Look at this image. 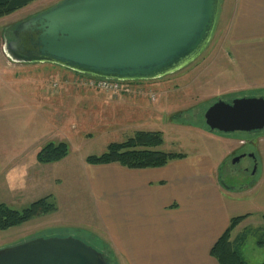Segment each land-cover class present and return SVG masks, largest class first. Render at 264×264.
I'll use <instances>...</instances> for the list:
<instances>
[{"label":"rangeland","instance_id":"374dc122","mask_svg":"<svg viewBox=\"0 0 264 264\" xmlns=\"http://www.w3.org/2000/svg\"><path fill=\"white\" fill-rule=\"evenodd\" d=\"M59 1L36 0L0 17V203L21 210L49 196L56 204L52 213L0 230V248L53 229L62 230L54 235H75L71 230L78 229L108 246L95 228L97 199L90 188L99 171L89 168L85 159L100 155L109 143L124 141L139 130L162 132L163 144L158 149L163 151L182 153L191 159L209 154L215 168L223 154L236 148L230 156H245L235 165L249 167L252 173L256 162L248 154L253 153L255 161L261 158L257 149L263 153L264 130L220 134L203 128V112L217 98L229 102L236 97H264L261 90L235 88L236 73L226 55L227 5L223 0L212 36L193 61L158 79L132 81L126 93L93 88L84 76L53 63H15L6 57L3 44L10 38V31ZM115 96L127 98L125 107L120 113L105 114L99 108V99ZM48 141L67 143L68 154L54 163L38 162L36 154ZM252 176L241 179L242 184ZM225 181L240 185L239 179L229 174ZM259 227L254 220L245 226L247 238L241 252L250 263L264 259V246L256 243L254 232Z\"/></svg>","mask_w":264,"mask_h":264},{"label":"water","instance_id":"95a60500","mask_svg":"<svg viewBox=\"0 0 264 264\" xmlns=\"http://www.w3.org/2000/svg\"><path fill=\"white\" fill-rule=\"evenodd\" d=\"M219 5L220 0H61L18 23L3 52L15 63L49 62L99 78L158 79L185 67L206 47ZM203 122L213 133L263 131L264 97L217 98L203 112ZM0 264L108 260L74 235L48 234L0 248Z\"/></svg>","mask_w":264,"mask_h":264},{"label":"crops","instance_id":"0c3cea01","mask_svg":"<svg viewBox=\"0 0 264 264\" xmlns=\"http://www.w3.org/2000/svg\"><path fill=\"white\" fill-rule=\"evenodd\" d=\"M223 1L226 55L236 73L235 88L264 91V0ZM126 103L127 98L115 96L100 98L98 104L105 114H116ZM234 151L223 154L217 168L209 154L194 159L185 155L162 167L142 169L87 164L99 171L98 179L90 182L97 199L95 228L117 263L219 264L211 248L232 217L246 215L231 231L232 242L249 222L263 225L264 148L263 153L257 149L261 158L258 154L252 180L242 185L225 181L223 161Z\"/></svg>","mask_w":264,"mask_h":264},{"label":"trees","instance_id":"16d2710c","mask_svg":"<svg viewBox=\"0 0 264 264\" xmlns=\"http://www.w3.org/2000/svg\"><path fill=\"white\" fill-rule=\"evenodd\" d=\"M34 1L36 0H0V17L9 15ZM75 73L81 76H90L78 72ZM203 128L207 129L204 122ZM162 144V132L139 130L124 141L109 143L106 146V150L100 155L87 156L85 162L89 165L117 163L129 169H142L162 167L172 159L183 158L185 156V154L182 153L166 152L158 149ZM68 150V145L65 142L48 141L38 150L36 160L43 164L53 163L63 159L68 154ZM221 181L225 184L223 178ZM50 200L49 196L41 197L21 210L13 209L1 202L0 230L3 231L11 227L19 226L39 214L54 212L56 210V204ZM245 217L246 215L232 217L224 233L211 248V254L217 259L219 264H264V259L259 263H250L242 256L241 246L247 234L243 232L238 235L233 242L230 241L231 231L243 221ZM261 219L264 223V214L261 215ZM61 231L60 229H53L45 231L40 235H54V233H60ZM71 231H74L75 237L80 238L103 252L107 257L108 264H118L109 245L107 246L106 244L98 243V241H93L92 238L78 229H72ZM254 232L257 234L256 243L260 246H264V224L254 230Z\"/></svg>","mask_w":264,"mask_h":264},{"label":"built area","instance_id":"2783aa9c","mask_svg":"<svg viewBox=\"0 0 264 264\" xmlns=\"http://www.w3.org/2000/svg\"><path fill=\"white\" fill-rule=\"evenodd\" d=\"M84 78L89 86L112 93H126L130 92L131 90L130 81H119L115 79L99 78L94 76H84Z\"/></svg>","mask_w":264,"mask_h":264},{"label":"flooded vegetation","instance_id":"af4514ba","mask_svg":"<svg viewBox=\"0 0 264 264\" xmlns=\"http://www.w3.org/2000/svg\"><path fill=\"white\" fill-rule=\"evenodd\" d=\"M248 155L253 159V163L256 162L255 161L256 158H255V155L253 153H250ZM236 156H239V155H233V156H230V157L228 156L229 158L228 157L226 158V160H225V165H226V168H227L226 175L229 174L232 177H238L240 179V184H242L243 182H242L241 179H244V178L249 177L251 175L250 171H249V170H251V168L235 165V164L239 165V160L241 159L240 158V159L235 161L234 158ZM254 168H255V166H254ZM253 171H252V173H254Z\"/></svg>","mask_w":264,"mask_h":264}]
</instances>
